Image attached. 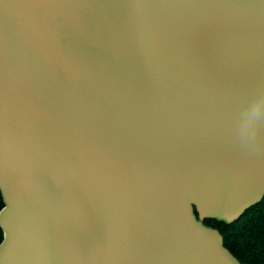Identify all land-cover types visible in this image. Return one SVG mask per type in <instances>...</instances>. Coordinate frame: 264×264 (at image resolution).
I'll return each mask as SVG.
<instances>
[{"label":"water","instance_id":"obj_1","mask_svg":"<svg viewBox=\"0 0 264 264\" xmlns=\"http://www.w3.org/2000/svg\"><path fill=\"white\" fill-rule=\"evenodd\" d=\"M0 196V264H241L264 0H0Z\"/></svg>","mask_w":264,"mask_h":264},{"label":"trees","instance_id":"obj_2","mask_svg":"<svg viewBox=\"0 0 264 264\" xmlns=\"http://www.w3.org/2000/svg\"><path fill=\"white\" fill-rule=\"evenodd\" d=\"M2 207L3 202L0 196V210ZM204 223L221 233L225 248L241 264H264V198L230 225L216 221Z\"/></svg>","mask_w":264,"mask_h":264}]
</instances>
